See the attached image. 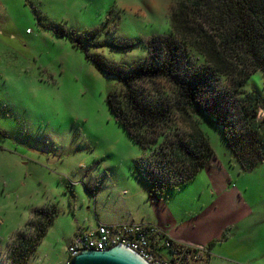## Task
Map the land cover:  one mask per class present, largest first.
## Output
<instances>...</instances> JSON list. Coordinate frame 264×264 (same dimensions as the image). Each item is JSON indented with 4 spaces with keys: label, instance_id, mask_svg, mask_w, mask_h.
<instances>
[{
    "label": "rangeland",
    "instance_id": "obj_1",
    "mask_svg": "<svg viewBox=\"0 0 264 264\" xmlns=\"http://www.w3.org/2000/svg\"><path fill=\"white\" fill-rule=\"evenodd\" d=\"M175 1L0 0V264H8L12 237L32 232L33 212L52 206L56 216L26 264H66L76 230L131 220L175 225L178 241L194 246L221 237L211 264H264V160L243 170L221 127L200 115L213 169L154 198L133 170L141 150L106 102L117 78L55 33L63 27L80 36L89 54L131 64L146 48L112 44L169 34ZM102 24L99 34L84 33ZM243 88L258 96L264 124V73L251 74ZM211 173L220 178L213 181ZM235 218L234 228L221 231Z\"/></svg>",
    "mask_w": 264,
    "mask_h": 264
},
{
    "label": "trees",
    "instance_id": "obj_2",
    "mask_svg": "<svg viewBox=\"0 0 264 264\" xmlns=\"http://www.w3.org/2000/svg\"><path fill=\"white\" fill-rule=\"evenodd\" d=\"M104 27L84 33L95 36ZM55 30L76 42L101 73L117 78L118 89L108 92L106 102L139 146L141 156L133 170L154 198L192 180L213 157L200 115L221 127L223 140L243 170L264 160L259 98L243 88L251 74L264 73V0H176L169 34L112 44L117 49L137 44L146 48V56L131 64L89 54L79 35L60 26ZM56 213L54 206L33 212L32 232L12 237L8 264H26ZM212 245L206 246L207 255Z\"/></svg>",
    "mask_w": 264,
    "mask_h": 264
},
{
    "label": "built area",
    "instance_id": "obj_3",
    "mask_svg": "<svg viewBox=\"0 0 264 264\" xmlns=\"http://www.w3.org/2000/svg\"><path fill=\"white\" fill-rule=\"evenodd\" d=\"M116 244L132 250L147 264H204L207 255L206 247L172 239L157 224L131 221L76 230L68 241L65 262L81 249L103 250Z\"/></svg>",
    "mask_w": 264,
    "mask_h": 264
},
{
    "label": "water",
    "instance_id": "obj_4",
    "mask_svg": "<svg viewBox=\"0 0 264 264\" xmlns=\"http://www.w3.org/2000/svg\"><path fill=\"white\" fill-rule=\"evenodd\" d=\"M52 158V157H51ZM52 161V159L50 160ZM66 264H147L135 252L116 244L103 250L81 249Z\"/></svg>",
    "mask_w": 264,
    "mask_h": 264
},
{
    "label": "crops",
    "instance_id": "obj_5",
    "mask_svg": "<svg viewBox=\"0 0 264 264\" xmlns=\"http://www.w3.org/2000/svg\"><path fill=\"white\" fill-rule=\"evenodd\" d=\"M26 32H27V30H26ZM260 115H262V111H260L259 110V114H258V117L260 116ZM260 118V117H259ZM208 166V165H207ZM203 167L202 169H206V171H207V173L208 172H210L211 171V169H213V167H211L212 165H209L208 167ZM211 176H213V174L211 173ZM218 178H220V177H217L215 174H214V176H213V181H215L216 179H218ZM226 181H229L230 182V180L228 179V177L227 178H225V177H223ZM222 178V180H224ZM221 185H224V182H222V184ZM228 187H229V185H227V189H228ZM236 211H238V210H236ZM211 218V213L209 214V219ZM240 220V218H235V219H233L231 222H229V223H227L223 228H221V231L222 230H226L229 226V229L232 227V228H234L236 225H237V223H238V221ZM131 221H133V220H131ZM130 221V222H131ZM121 223H125V222H123V221H118V222H109V223H105V224H107V225H116V224H121ZM140 223H152V222H140ZM99 224H104V223H99ZM154 224V223H153ZM163 229H164V227H162ZM164 231L172 238V239H175V240H181V232L180 231H178V229H176V227H175V225H172L171 227H165V229H164ZM221 237L219 238V237H217V238H211V239H208L207 241L208 242H206V241H203V240H200V241H202V242H206V243H208V244H205L206 246L207 245H209V243H213V245L209 248V253H208V255H207V260H206V264H211L210 263V256H211V251H212V248L214 247V245L216 244V242L217 241H221ZM206 246H204V247H206Z\"/></svg>",
    "mask_w": 264,
    "mask_h": 264
}]
</instances>
